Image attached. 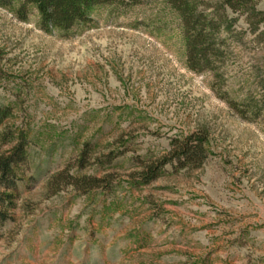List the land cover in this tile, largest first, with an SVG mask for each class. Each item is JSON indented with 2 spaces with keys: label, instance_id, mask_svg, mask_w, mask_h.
I'll use <instances>...</instances> for the list:
<instances>
[{
  "label": "rangeland",
  "instance_id": "obj_1",
  "mask_svg": "<svg viewBox=\"0 0 264 264\" xmlns=\"http://www.w3.org/2000/svg\"><path fill=\"white\" fill-rule=\"evenodd\" d=\"M21 2L0 5V156L21 136L28 156L0 207V264H264V34L230 12L225 63L197 72L167 0L96 5L49 32ZM194 132L206 162L146 183L141 163ZM65 171L100 186L56 190Z\"/></svg>",
  "mask_w": 264,
  "mask_h": 264
},
{
  "label": "trees",
  "instance_id": "obj_2",
  "mask_svg": "<svg viewBox=\"0 0 264 264\" xmlns=\"http://www.w3.org/2000/svg\"><path fill=\"white\" fill-rule=\"evenodd\" d=\"M127 1L129 0H22L17 15L19 19L26 20L29 7L34 5L39 12L42 29L49 32L55 28L71 29L76 24L87 21L89 10L96 5ZM257 1L259 0H167L181 18L189 68L203 72L217 70L225 63L228 48L224 33H233L232 25L238 21L230 18V12L246 15L245 21L251 33L257 34V39L260 38L264 34L260 32L264 27V12L257 9ZM12 2L13 0H0V5L8 6ZM262 87L264 90V80ZM221 98L231 108L239 110L234 101L225 95ZM238 112L247 118V111ZM11 113L10 107L0 103V125ZM259 114L260 112L256 113V116ZM207 141V134L202 132L173 138L171 148L165 155L150 164L141 163L144 166L145 182L156 180L168 165L174 169L201 167L209 157ZM26 148L27 140L21 136L9 153L0 156V207L12 205L19 181L17 169L28 160ZM62 182L64 185H74L77 189H92L99 187L101 180L93 177L77 178L65 171L56 176V190L60 189ZM6 215L0 210L2 219H7Z\"/></svg>",
  "mask_w": 264,
  "mask_h": 264
}]
</instances>
